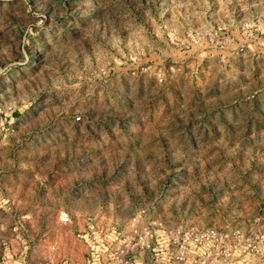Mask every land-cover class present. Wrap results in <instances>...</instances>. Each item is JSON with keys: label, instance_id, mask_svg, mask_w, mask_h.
<instances>
[{"label": "rangeland", "instance_id": "rangeland-1", "mask_svg": "<svg viewBox=\"0 0 264 264\" xmlns=\"http://www.w3.org/2000/svg\"><path fill=\"white\" fill-rule=\"evenodd\" d=\"M0 264H264V0H0Z\"/></svg>", "mask_w": 264, "mask_h": 264}, {"label": "built area", "instance_id": "built-area-1", "mask_svg": "<svg viewBox=\"0 0 264 264\" xmlns=\"http://www.w3.org/2000/svg\"><path fill=\"white\" fill-rule=\"evenodd\" d=\"M78 119H79L78 116L74 117V120L77 121ZM56 220H57L58 223L63 224V225L68 224L69 221H70L68 214L66 212H64V211L58 212V214L56 216Z\"/></svg>", "mask_w": 264, "mask_h": 264}]
</instances>
